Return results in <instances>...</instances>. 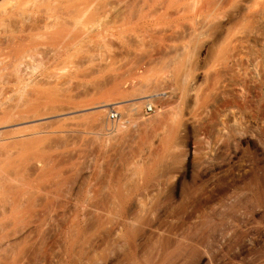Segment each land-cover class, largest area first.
<instances>
[{
    "label": "rangeland",
    "instance_id": "1",
    "mask_svg": "<svg viewBox=\"0 0 264 264\" xmlns=\"http://www.w3.org/2000/svg\"><path fill=\"white\" fill-rule=\"evenodd\" d=\"M203 1L150 15L142 43L2 126L34 139L16 174L33 208L0 226V264H264V78L224 66L230 33L264 32L248 17L264 0L238 15ZM44 63L34 75L64 65Z\"/></svg>",
    "mask_w": 264,
    "mask_h": 264
},
{
    "label": "bare ground",
    "instance_id": "2",
    "mask_svg": "<svg viewBox=\"0 0 264 264\" xmlns=\"http://www.w3.org/2000/svg\"><path fill=\"white\" fill-rule=\"evenodd\" d=\"M177 1L15 0L10 8H2L0 2V128L19 120L18 116L22 120L35 118L28 108L34 110L50 98H57L56 90L74 83L73 77L80 78L127 54L132 45L142 43L148 17L168 10L179 11L175 9ZM244 8L245 0H207V5L203 1L198 11L219 10L238 15ZM248 17H255L258 27H264V4L253 13L251 11ZM203 27V23H192L177 34L189 37L191 45ZM230 35L224 66L235 68L237 79L248 77L250 83L263 79L264 64L249 44L259 42L264 48V32L253 28ZM171 36L175 38V32ZM168 47L173 49L175 45ZM185 52L189 51L185 49ZM43 61H61L64 63L62 71L66 73L59 71L60 74L45 65L39 76L34 75L33 69ZM28 110L31 113L27 114ZM128 117L125 121L130 120ZM3 130L0 131V226L20 221L33 208L31 179L26 178V174H18L20 178L16 174L22 164L26 163L23 169L28 170L26 161L31 155L34 133L29 128L19 132ZM21 178L26 182L29 179L30 183Z\"/></svg>",
    "mask_w": 264,
    "mask_h": 264
},
{
    "label": "built area",
    "instance_id": "3",
    "mask_svg": "<svg viewBox=\"0 0 264 264\" xmlns=\"http://www.w3.org/2000/svg\"><path fill=\"white\" fill-rule=\"evenodd\" d=\"M145 111L146 112H151L152 111V105L151 104H148L146 107H145ZM115 113L113 112V113H110V118H115Z\"/></svg>",
    "mask_w": 264,
    "mask_h": 264
}]
</instances>
